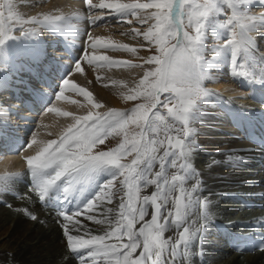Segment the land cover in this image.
I'll use <instances>...</instances> for the list:
<instances>
[{"label":"snow or ice","instance_id":"6c2138e0","mask_svg":"<svg viewBox=\"0 0 264 264\" xmlns=\"http://www.w3.org/2000/svg\"><path fill=\"white\" fill-rule=\"evenodd\" d=\"M86 14L49 12L22 19L13 11L11 0L0 3V73L9 68L8 42L35 34L40 27L53 33L78 38L79 22L98 26L114 17L118 24L148 25L141 31L132 27L133 39L142 38L141 48L154 53L139 59H114L99 54L100 49L138 53L136 46L103 36L84 33L88 50L74 63L73 71L83 72L82 63L97 68H144L143 75L121 93L125 101H137L130 109H99L104 105L93 93L68 78H62L56 100H69L68 90L84 97L91 105L85 115H75L49 107L48 112L74 121L56 139L47 141L34 135L27 147L36 146L34 155L25 157L31 177L29 191L41 202L62 208L74 204L69 214H59L65 223L67 249L79 264H189L193 244L208 227V202L198 193L201 181L191 159L198 150L195 129L190 125L205 116V107L218 93L206 89V80L214 79L211 69L228 66L234 77L251 85L264 87V52H259L257 38L264 40V12L252 15L254 6L264 7V0H83ZM99 13V14H94ZM223 17V19H221ZM24 24L33 28L25 31ZM20 27L21 37L13 33ZM223 39L211 47L207 39ZM32 55L39 58V49ZM100 79V77H97ZM115 83V82H113ZM7 87L0 77V89ZM45 96L41 93V97ZM255 98V97H254ZM77 103V101H71ZM6 117L0 124H6ZM47 127L46 125H42ZM51 135V133H49ZM109 137H120L114 147L101 149ZM231 159V157H230ZM237 161L243 157L236 156ZM23 173L0 174V195L13 194L14 184ZM195 183L186 187L187 181ZM117 182L119 188H117ZM151 188L149 193L147 190ZM195 197V200H194ZM118 199L117 207H105ZM197 203L204 223L194 231L189 227V209ZM30 215L35 220L36 216ZM96 225H106L102 234H92L78 217ZM72 230L84 234H70ZM171 232V235L166 233Z\"/></svg>","mask_w":264,"mask_h":264},{"label":"bare ground","instance_id":"6f19581e","mask_svg":"<svg viewBox=\"0 0 264 264\" xmlns=\"http://www.w3.org/2000/svg\"><path fill=\"white\" fill-rule=\"evenodd\" d=\"M20 1L24 10L30 8L32 10H29L30 12H35V7L27 6L28 0ZM96 1L98 0H94V2ZM83 6V0H46L43 9L47 12L55 11L65 14L80 12L85 14L86 8ZM113 20L115 21L114 17H109L108 24ZM79 27L81 33L86 28H90L89 31L92 36L99 32L93 30L92 26L88 25L87 20L80 21ZM118 27H106L107 29L102 30L101 33L104 37L112 36L116 42L120 41L136 46L138 53L134 56L128 52L100 49L99 54H107L114 59L122 58L142 63L139 58L147 55L149 51L146 48L139 47L142 38L133 39L131 34L125 35L124 33H128L127 29L122 33L115 34L122 30H118ZM139 27L141 30L144 29L143 25L138 24ZM55 36H49L50 40H48L45 47L46 52L39 50V59L45 58V61L40 66L38 85L33 86L30 82L21 91L23 96L28 97V101L24 104H13L7 108L0 106V121H4L5 117L7 118L6 124H0V138L8 148L12 149L22 141L21 136L32 123V121L29 122L33 118V116H30L29 111L32 108L35 109L38 105H43L44 101L49 100L51 97H55V90L53 89V92L48 93L47 89L52 82L57 81L58 76L65 73L60 71L72 69L68 68L72 55H76L81 59L82 51L85 50V48L77 46L80 36L74 39L71 33L64 34L67 37L64 43ZM36 41L38 40L36 39ZM223 42V39L213 37L207 39L209 47L223 44ZM257 43L259 52H261L260 49H264V40H260L258 37ZM23 45L21 44L20 47L25 46ZM41 47L45 49L43 46ZM60 48L63 51L59 53L54 51ZM49 50L50 53L47 55ZM28 52L32 54V50ZM28 52L26 50V53ZM58 54H60L59 57H57ZM55 57L57 58L55 59ZM82 67L84 69L83 77L90 88V92L93 93L94 99L104 105L99 110L100 112H104L108 108H129L133 101H125L121 93H127L128 89L134 86L142 76V68L115 66L97 68L86 63H82ZM143 67L146 68V65ZM214 69L210 71L214 72ZM229 69L228 66L224 65L221 66L219 72L225 73ZM68 70L66 71L67 74ZM75 72L69 75L71 81L78 75L75 76ZM256 73L257 76L264 74V68L258 67ZM229 75L232 76V74ZM97 77H100V79H97ZM230 79L220 77V80H206L207 83L211 82V85L208 84L211 86L209 88L216 89L219 96L211 98L204 109V118L194 122L198 150L194 153L191 162L201 181L202 191H199L198 195L208 202V227L203 230L198 242L193 244L189 264H264V250H254V253L250 254L243 252L239 254L234 252L230 244L231 235L238 233L235 229L240 223L250 224V226L257 223L264 230V151L251 145L248 137V132L250 130L255 131L259 124V114L264 112V87L253 86L243 78H239V81L231 77ZM74 82L82 86L79 82L75 80ZM29 86H32V88ZM5 92L3 91L0 94H5ZM41 93L45 94L43 98ZM69 95L76 94L68 90L65 92V96L69 97ZM54 102L52 104L53 101L50 100L48 106L46 103L41 112L40 117L42 116V120L34 134L39 140H44V137L49 133L52 137L50 139L58 138L62 130L74 122L73 120L65 121L66 117L56 113L45 112L49 107H56L61 111L71 113L83 111L81 106L77 104L78 102L72 103L71 100L58 101L56 99ZM88 106L91 107L89 104ZM19 109L20 114L16 112ZM11 110L16 113L14 122H12ZM87 112L85 110L84 113L87 114ZM8 123L15 125L10 126L12 129L7 131L5 127L9 125ZM47 140L49 139L44 141ZM28 150L29 155H34L37 149L34 145L29 147ZM236 156L243 157V159L237 161ZM22 166L23 159L21 155L1 152L0 174L10 173ZM19 173L24 175L18 179L19 181L15 182L14 193L0 195V264H79L78 260L67 251V240L63 231V225L67 222L58 219L56 217L58 214L42 209L43 204L49 202H41L38 196L34 197L33 194L31 195L23 189L21 178H24L29 186L32 182L31 177L27 174V168ZM195 182V179L188 180L186 187L190 188ZM147 191L150 193L152 189L149 188ZM118 203V199H114L112 204L102 205L93 214L97 215L98 218H102L99 213L105 207L115 208ZM74 207V204H65L59 210L68 211L70 214ZM189 211L191 213L189 227L194 231L200 224L204 223L202 219L203 212L197 203H193ZM28 213L35 215L36 219H31ZM230 214H234V217L229 216ZM57 221L59 222L57 223ZM81 222L86 227L92 226L88 230L92 234H102L107 227L106 225H96L89 222L84 217ZM220 226H224V228ZM214 227H219L223 231L217 237L218 241L212 238ZM69 230L70 234L73 235H83L85 231L84 228H81L78 233L72 230L71 225H69ZM171 234V232L166 233V235Z\"/></svg>","mask_w":264,"mask_h":264},{"label":"rangeland","instance_id":"374dc122","mask_svg":"<svg viewBox=\"0 0 264 264\" xmlns=\"http://www.w3.org/2000/svg\"><path fill=\"white\" fill-rule=\"evenodd\" d=\"M8 2H9V0H0V3L5 4V9H3L5 11V14H7V4H8ZM96 2H98V1H96ZM11 3H12V6H13V11L16 12L22 19H25V20L30 19L31 17L40 16L42 14L49 13V12L45 11V9H43V7L46 5V0H28V3H27L28 5L27 6L28 7H35V12L34 11L33 12H30V11H32V10H30V8L28 10H24L22 8L23 5L21 6V1L20 0H11ZM253 3L254 4H258L259 1L258 0H253ZM263 10H264V7L254 6V7L251 8V14L254 15L255 14L254 12H256L257 14H255V15H259L261 12H264ZM85 14H86V9H85ZM94 14H99V13H94ZM221 19H223V17H221ZM113 22H111V23L108 24V22L105 23L104 21H100V23H98V26H92L93 30H98L99 31L93 37L101 36L102 35L101 31L104 30V29H107L109 26H119L117 29L118 30H121L122 29L121 31H119V32H117L115 34L122 33L126 29H127V32H129L128 30H130L134 25L136 27H138V24L135 22V20H133V24L132 25H128V24H118L114 20H113ZM147 27H148V25H145V26L143 25V28H144L143 30H145ZM23 28H24L25 31H28L29 29L33 28V25H31V24H24L23 25ZM89 30H90V28L89 29L86 28L84 31H82V34L81 35H82L83 39H80V41H79V45H81V47H85L86 48L85 50H88V45H86V44H88V41H87V39L85 37L86 35H84V33H91ZM143 30H141V31H143ZM13 35H15L18 38L21 37V31H20V27L19 26H17V30L13 33ZM36 35H37V37H36ZM53 35L54 36L57 35L55 37H59L60 35H64V34H59V33L56 34V33H53L49 29H45L43 27H40V28H38L36 30L35 34H31L30 33L29 36H27L25 38H20V39H16V40L9 41L8 42V46H7V50H8L9 64L10 65H9V68L7 69L6 72L0 73V76H5L7 78V80H9V81H13V80H15V81H23L26 77H29V78L33 79L34 84H37L38 79H39L37 77V75H38V71H40V69H39L40 64L38 66H35L34 64H32V65L30 64L31 60H29L30 59L29 58V55H32V54H31V52H28V51L29 50H33V48H35V49H39L40 51L46 52V48L45 47L47 45V42H48V40H50V37H52ZM40 36H41V38H39ZM102 36L104 37V35H102ZM105 37L106 38H110L111 40H114L115 41V39L112 36H110V37L109 36H105ZM209 37H212V36L209 35ZM36 39L38 41H36ZM39 39H41V40H39ZM63 39H67L66 36H64ZM30 40H32V41L30 42ZM85 41H86V43H85ZM117 42H120V41H117ZM120 43H122V42H120ZM21 44H24L25 46L23 45L24 47H20ZM41 46H43L45 49H43ZM21 50L24 53H22V52L20 53ZM26 50H27L28 53H26ZM50 50H52V49H50ZM50 50L48 51V54L50 53ZM54 51L56 53H59V52H61L63 50H62V48H60L59 50H54ZM260 51L263 52L264 49H260ZM153 53H154V49L149 50L147 52V55H145L144 57L146 58L147 56H149V55H151ZM50 55H52V54H50ZM59 56H60V54L57 55V57H59ZM57 57H55V59ZM117 59H119V58H117ZM76 60H78V59H74V60L71 59L72 62L69 63L68 68L74 69V63H75ZM120 60H124V59L121 58ZM133 63H137V62L136 61H133ZM147 67H149V66L146 65V68ZM144 68L145 67H143L141 69L142 70L141 71V75H143ZM72 69H70V70L67 69L68 70V74L66 72L67 70L66 71L65 70L64 71H60V72H63V73L65 72V73L63 75L61 74V77L59 79H57V81L60 82V80L62 78H68V79H70L69 78L70 77L69 75H71L72 72H74ZM211 73L214 76V79H210V81H212V80L215 81L217 79L220 80V77L221 78H227L228 80H231L230 77L233 78L232 76L229 75V74H231V70L230 69L227 70V71H225V73L224 72H219V71H217V69H214V72H211ZM75 76L76 77H74L72 81L75 80V81L79 82L82 85L81 87H84L88 91H90V88L87 85V83L85 82V79L83 77L84 76V72H78V71H76L75 72ZM208 84L211 85V82L210 83H207V81H205L203 86L206 89H209V87H211V86L208 85ZM213 92H215V91H213ZM82 98H84V97H80L79 95H69V100H71V101H77L78 102L77 104L80 105L81 108L83 109V111L73 113L75 115H85V113H84L85 110L89 111L90 108H91V107L88 106L87 101L85 99H82ZM54 101H55V99H54ZM54 101H53L52 104L55 103ZM135 103H137V101L131 102V104L129 105V108L128 107H124V108H120V110L130 109ZM41 112L42 111H40V113L35 116V120H34V122H32V124L34 125L33 126V129H31V131H29L28 134H27V137H29V139L31 138V140H32V138H33V136H34V134H35L38 126L40 125L41 120H42V118H41L42 116L40 117ZM45 112H47V110ZM70 120H72L71 117H66L65 118V121H70ZM12 122H14V119L12 120ZM10 124L11 125H7L5 127V129L7 131L8 130H11L12 127H10V126H13L14 125L13 123H10ZM190 126L193 129L196 128V125H195L194 122ZM44 138L45 139H50L52 137L50 135H46ZM120 139H121L120 137H109L106 140L105 144L104 145H101L99 147L101 149H103V150H107V148L116 146V144L119 143ZM28 144H29V142H27L24 145L21 153L19 154V155H21V158L23 159V167H27L24 158L27 157V156H30L29 153H28L29 152V150H28L29 147L26 146ZM117 185H118L117 188H119V183L118 182H117ZM22 187H23L24 190H26L31 195L33 194V196L35 197V193L34 192H30L29 191V187H27L25 185H22ZM229 216L234 217V214L233 215L230 214ZM78 219H80V220L83 219V216L78 217ZM233 219H231V220H233ZM58 222L59 221H57V223ZM240 226L241 225H237L236 227L239 228V229H241ZM91 227H86V228H88L87 230H90ZM213 230H214V232H213L214 234L212 235V238L215 239L217 237V233H219V231L216 228H214ZM67 251H68V253H70L68 249H67ZM241 257H243V256H241Z\"/></svg>","mask_w":264,"mask_h":264}]
</instances>
